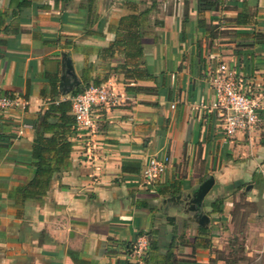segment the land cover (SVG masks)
I'll return each instance as SVG.
<instances>
[{
  "label": "crops",
  "instance_id": "0c3cea01",
  "mask_svg": "<svg viewBox=\"0 0 264 264\" xmlns=\"http://www.w3.org/2000/svg\"><path fill=\"white\" fill-rule=\"evenodd\" d=\"M94 1L90 24L88 0H0V94L26 103L24 111L0 110V264H155L170 246L197 264H264V107L254 130L229 139L217 113L199 107L212 102L209 77L221 63L245 93L264 96V0H210L215 7L201 12L198 0H157L141 39L154 78L142 80L119 69L127 49L98 56L133 12L127 3L139 0ZM63 54L79 84L90 66L89 77H106L117 97L94 108L92 131L71 137V164L41 202L21 203L17 190L33 175L27 119L55 91L68 98L59 87ZM164 156V174L148 184L147 160ZM210 177L202 206L209 223L201 227L184 201ZM230 184L245 187L212 213ZM142 236L156 248L138 255Z\"/></svg>",
  "mask_w": 264,
  "mask_h": 264
},
{
  "label": "trees",
  "instance_id": "16d2710c",
  "mask_svg": "<svg viewBox=\"0 0 264 264\" xmlns=\"http://www.w3.org/2000/svg\"><path fill=\"white\" fill-rule=\"evenodd\" d=\"M55 2H69L71 0H53ZM147 1L150 2L147 5ZM139 0L137 3L129 4L131 14L121 17L118 24L113 27L115 40L104 50L99 51L101 59H112L118 47L127 49L124 54V64L119 68L125 76L132 73L137 80L154 78L144 67L142 59L141 39L149 28L148 20L151 12L157 7V0ZM215 7L214 1L198 0L197 9L199 12L210 10ZM87 21L94 24L97 18L96 3L88 0L86 6ZM128 60L135 61L133 65L128 64ZM90 66L85 68L82 74L81 83L74 86L68 93V97L77 95L90 85H101L106 80L89 77ZM56 88V82L53 81ZM61 92L55 91L51 99L37 112L29 114L27 123L34 131V138L28 158L33 168V175L30 180L17 190L21 203L41 202L42 198L50 189L51 183L58 178L71 164V153L73 143L71 137L78 130L71 114V102L68 98L60 99ZM264 144V141H263ZM235 184L224 186V193L211 203L212 213L221 214L223 212V202L227 193L237 192L245 186L234 187ZM236 189V190H235ZM174 224V218H168ZM200 235L206 236L208 229L198 228ZM174 240V237H173ZM151 249L156 248V243L147 239ZM207 241V240H206ZM172 245V244H171ZM169 247L161 263L155 264H197L190 260H179L171 252ZM213 264V262L209 263Z\"/></svg>",
  "mask_w": 264,
  "mask_h": 264
},
{
  "label": "built area",
  "instance_id": "2783aa9c",
  "mask_svg": "<svg viewBox=\"0 0 264 264\" xmlns=\"http://www.w3.org/2000/svg\"><path fill=\"white\" fill-rule=\"evenodd\" d=\"M209 78L213 90V100L209 104L200 102L199 107L217 113L221 118V132L225 139L232 138L237 133L254 130L261 123L259 113L264 107V96L245 93L235 72L225 63L217 65L211 71ZM116 97L114 90L106 84L90 85L83 92L68 97L76 128L92 131L95 128L94 108H108L115 102ZM25 108L26 103L23 99L0 94V110L24 111ZM168 161L166 156L161 160L156 157L148 159L142 171L144 180L150 184L162 176ZM147 246V238L142 236L136 246L137 254L144 253Z\"/></svg>",
  "mask_w": 264,
  "mask_h": 264
},
{
  "label": "water",
  "instance_id": "95a60500",
  "mask_svg": "<svg viewBox=\"0 0 264 264\" xmlns=\"http://www.w3.org/2000/svg\"><path fill=\"white\" fill-rule=\"evenodd\" d=\"M62 74L60 76L59 87L62 89L63 94H68L70 90L79 85V80L74 72V68L71 59L63 54V60L61 64ZM214 185V179L212 177L206 179L201 183L194 191L185 196L184 204L188 207L190 213H192L194 222L205 227L209 223V218L203 213V201L206 195L209 193ZM251 186H247L246 190H250Z\"/></svg>",
  "mask_w": 264,
  "mask_h": 264
},
{
  "label": "rangeland",
  "instance_id": "374dc122",
  "mask_svg": "<svg viewBox=\"0 0 264 264\" xmlns=\"http://www.w3.org/2000/svg\"><path fill=\"white\" fill-rule=\"evenodd\" d=\"M243 191H244V190H243ZM248 191L250 192L251 190H248ZM240 194H241V195H244V193H243V192H241ZM236 250L238 251L237 253H242V251H243V249H242L241 245H240V246H238ZM237 256H239V255H237ZM237 256H236V257H237Z\"/></svg>",
  "mask_w": 264,
  "mask_h": 264
}]
</instances>
